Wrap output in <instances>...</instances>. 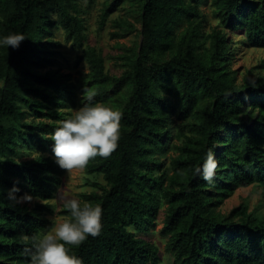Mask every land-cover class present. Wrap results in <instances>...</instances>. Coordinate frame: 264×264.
Returning <instances> with one entry per match:
<instances>
[{
	"label": "trees",
	"instance_id": "16d2710c",
	"mask_svg": "<svg viewBox=\"0 0 264 264\" xmlns=\"http://www.w3.org/2000/svg\"><path fill=\"white\" fill-rule=\"evenodd\" d=\"M123 1L107 5L102 22ZM133 1L141 41L125 70L118 77L108 75L101 55L85 48L80 58L87 62L88 78L75 84L57 70L40 71L54 64L50 46L60 45L47 40L54 25L62 26L75 48L85 45L78 0H0V40L10 34L26 38L18 49L0 46V264H30L35 242L51 227L38 212L53 213L47 202L66 173L48 156L26 161L16 156L36 148L54 155L51 135L59 126L54 121L65 120L59 108H77L87 99L78 97L84 90L96 93L93 104H111L122 118L116 151L87 165L89 174L101 175L106 183L100 193L82 196L83 203L102 208V230L79 247L69 246L70 254L83 264L161 262L157 247L131 229L153 225L165 177L153 175L160 166L154 157L164 151L175 116L192 122L190 136L178 132L184 141L171 162L169 187L162 189L165 250L174 264H264V218L252 216L247 207L234 211L238 220L214 213L238 188L264 187V79L252 82L247 76L243 85L235 84L226 68L227 34L212 32L205 51L196 44L195 27L179 37L178 25L195 16L202 0ZM210 5L228 31L264 48V0H210ZM121 27L122 36L136 31L126 21ZM28 117L53 122L30 124ZM209 149L218 162L211 183L195 171ZM14 187L17 200L27 194L44 204L29 210L9 199ZM62 213L70 218L65 208Z\"/></svg>",
	"mask_w": 264,
	"mask_h": 264
},
{
	"label": "rangeland",
	"instance_id": "374dc122",
	"mask_svg": "<svg viewBox=\"0 0 264 264\" xmlns=\"http://www.w3.org/2000/svg\"><path fill=\"white\" fill-rule=\"evenodd\" d=\"M112 1L93 0L90 2V0H78L79 16L83 20L84 33L87 38L85 45L81 49L75 48L66 39V33L62 26L54 25L50 29L47 40L51 41L52 44L58 42L60 45L59 47L50 46V51L53 53L48 55V57L54 60V64L41 69L40 72L57 70L64 73L71 83L77 84L78 82L86 81L89 68L86 60L80 57H83L85 48H93L103 59L105 73L110 76H120L125 70L128 59L137 51L141 41L140 24L138 22L139 10L135 1L125 0L122 3L120 2V5L112 7L107 18L102 22L103 12ZM194 13L195 16L191 17L189 22L184 20L178 25L177 34L179 37L188 35L187 33L191 28L195 27L198 33L196 44L200 46V51H205L211 46L210 35L212 32L219 31L222 34H227L229 56L226 68L234 78L235 84L237 86L243 85L247 76L251 78L252 82L264 79V48L249 46L239 31H228L219 17L215 15L214 8L210 5V0H202L201 3L197 4ZM52 17L56 20L54 14ZM123 21L132 23L136 31L130 35L122 36L123 29L121 26ZM83 95L78 92L79 98ZM170 98L172 99V96ZM85 100L87 99L80 101L77 108H59L63 112V117L67 119L74 115L75 110L80 109L82 107L80 104L84 103ZM107 107L113 108L111 104H108ZM256 113L257 111L255 110L254 114ZM25 122L37 124L40 122L51 123L53 121L49 118L35 119L34 117H28ZM54 122L56 125L60 124V122ZM190 122H192L191 117L184 120L174 116L171 119L169 130L171 136L165 139L164 151L154 157L155 162L159 163L160 166L155 167L153 175L162 177L165 174L161 183V190L158 192L159 206L156 217L153 220V225L149 226L148 230L131 229L136 237L157 247L161 260L159 264H174L173 258L165 250L168 236H164L161 233L166 214V203L162 189L169 187L168 177L173 173L171 162L180 153V147L184 141L183 136L191 135ZM178 132L184 135L178 136ZM49 153V150L44 151L36 148L26 155H17L16 158L17 161H26L48 156L55 161L54 155ZM105 184L101 175L89 174L87 166L83 170H73L71 173L66 172L61 177L60 187L54 192L53 198L47 202L53 207V213H42V211H39L38 217L48 220L52 227L54 221L68 218L67 214L62 213L64 210V198H74L83 203L82 196L84 194L100 193L99 187H104ZM21 203L25 204L29 210L36 207L37 204H44L35 198H32L31 201H22ZM241 207H247L248 212L254 217L264 218V187L251 185L246 188H238L216 207L214 213L219 218L229 217L230 219L238 220L234 211ZM51 227L47 231L42 232L40 237L46 234Z\"/></svg>",
	"mask_w": 264,
	"mask_h": 264
},
{
	"label": "clouds",
	"instance_id": "9594fccd",
	"mask_svg": "<svg viewBox=\"0 0 264 264\" xmlns=\"http://www.w3.org/2000/svg\"><path fill=\"white\" fill-rule=\"evenodd\" d=\"M25 39L22 34H10L0 40V46L18 49ZM84 95L88 103L61 121L51 135L55 161L67 173L83 170L97 156L107 159L118 148L120 139L122 113L101 103L93 104L94 91L84 90ZM217 167L218 162L209 149L202 167L195 171L211 183ZM18 191L15 187L10 190L9 199L17 203L32 200L27 194L17 200L15 193ZM63 207L70 213V218L54 221L51 229L35 242L30 264H83L82 259L70 254L69 246L79 247L89 236L100 234L102 208L87 202L81 205L74 198H64Z\"/></svg>",
	"mask_w": 264,
	"mask_h": 264
}]
</instances>
